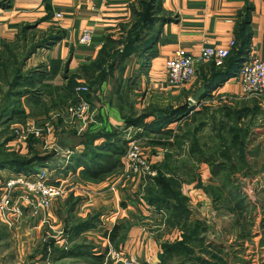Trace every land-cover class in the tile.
Instances as JSON below:
<instances>
[{
  "label": "crops",
  "instance_id": "crops-1",
  "mask_svg": "<svg viewBox=\"0 0 264 264\" xmlns=\"http://www.w3.org/2000/svg\"><path fill=\"white\" fill-rule=\"evenodd\" d=\"M6 2L7 6H0V88L4 86L6 89L7 85L2 83V78L10 79L14 72H18L22 79L29 76L36 79L34 87L20 88L24 90L20 102L26 113L25 120L36 121L50 134L53 132L58 134L60 131L64 135L63 143L65 142L60 152L54 155L53 161L56 160V164L49 161L47 166L37 167V170L47 168L48 181L62 186L64 190L70 186L64 184L69 176L78 183L72 185L66 194L65 190L64 195L52 202V204L59 202L65 206V213L61 216L63 229L60 234H47L42 238L43 242L53 238L55 247L48 246L40 258L44 264L71 262L76 264L73 260L76 257L54 261L59 253L56 249H71L73 245L62 244L64 240L71 242L97 229L104 222L100 216L101 222L96 223L95 227L88 228L79 235L69 236L65 231L66 219L85 218L83 215L85 213L87 215L103 213V208H109L108 206L112 207V215L109 218L110 226L105 228L107 238L114 225L124 223L130 226L120 248L117 250L112 246L108 253L114 251L119 254L125 251L128 242L141 251L142 238H145L147 231L143 227L145 224H142L145 220L144 215L153 212L152 216L156 217L157 209L146 206L142 199L131 200L129 192L124 194L125 198H119L120 191L110 189L115 181L114 173L101 181L90 182L80 177L82 167L76 168L75 171L63 172L62 168L69 156L82 149L71 134L75 132L80 136L90 131L116 130L120 142L126 140L127 143V134L131 129L135 128L136 131L143 129L145 132L144 128L133 125L124 128L125 118L136 116L143 111L138 109L136 101L144 88L154 93V99L151 100L153 102L158 99L167 102L169 97L184 90L188 91L187 96L191 98L203 79L211 74L212 65L223 66L225 63L224 60L219 64L214 61L201 64L197 67L196 77L192 83L180 88H169L165 83V62L178 48H185L193 54H198L205 46L226 47L230 48L231 54L234 55L249 35L242 63L250 57L263 59L264 0H155L153 23L144 27L141 24L136 28L134 27L138 19L136 13L143 7L140 0H6ZM56 13H60L61 16L57 17ZM84 29L92 31V40L89 44H81L78 41ZM129 33L137 37L131 45L133 50L127 56H121L120 52L127 43ZM231 40L235 41L232 47ZM102 48L110 55L114 54L112 62L110 57H106L104 70L92 66ZM109 62L111 65L108 66ZM237 73L216 85L209 96L215 95L227 106H238L248 110L256 108L257 111L253 115L261 112L258 119H261L260 125L263 127L255 128L254 132L255 144L263 145L264 96L261 98L242 96ZM100 77L102 78L98 81ZM83 83L89 86L86 96L94 112L87 129L76 132L63 108L73 101V88ZM71 84L74 85L72 89ZM64 88L69 90V95L65 94ZM188 103L194 105L193 101ZM253 115L248 114L242 118L246 117L248 120ZM152 119L153 116H149L147 121ZM13 143L14 140L10 139L7 148L12 149ZM32 144L37 152L43 154L38 150L40 148L38 141ZM27 150L26 155L29 148ZM67 151L69 153H66ZM159 155L157 152V157ZM160 158L162 155L158 160ZM53 171L66 179L58 178L55 181L53 179L54 182L51 181L50 173ZM119 171L120 169L116 172ZM3 172L9 175L15 171L1 169L0 178ZM247 174L252 176L256 171L249 167ZM137 182V179L133 181L134 184ZM219 187L223 189L222 185ZM22 208L26 207H21V211ZM27 208L29 209L28 206ZM83 209L85 213L82 214ZM139 214L142 215L138 216ZM159 218L161 217L155 219ZM107 242L109 243L108 239ZM158 246L155 251L156 260H159L158 255L162 251L160 244Z\"/></svg>",
  "mask_w": 264,
  "mask_h": 264
},
{
  "label": "rangeland",
  "instance_id": "rangeland-1",
  "mask_svg": "<svg viewBox=\"0 0 264 264\" xmlns=\"http://www.w3.org/2000/svg\"><path fill=\"white\" fill-rule=\"evenodd\" d=\"M2 83L5 84L3 80ZM6 89L4 86L0 88V104L3 102L2 94ZM87 92H85V96ZM187 93L188 91L184 90L182 93L169 97L167 102H162L161 99L153 102L151 100L154 99V93L144 88L142 95H138L136 102L141 111L145 109L156 111L157 109H166L169 106L176 107L185 102L191 103ZM140 96L141 98H139ZM193 104L192 111L188 116L180 117L179 120L170 124L168 128L171 129L172 133L160 137L168 142L165 146L152 143L157 137L155 133L149 132L147 134L143 129L140 131H136L135 128L131 129V132L127 134L129 138L127 141L134 139L139 143L146 164L140 168L138 174L130 176L131 174L124 173V165L121 160L120 171L114 172L115 181L110 187L112 190L118 189L120 191L119 198H125L126 192H129L131 200L142 199L146 206L152 208L155 206L146 202L148 195L151 198L170 202V204L182 203L187 209L190 219L185 220L181 217L176 221L171 217L169 218L165 208L158 211L155 208L156 217L161 218L155 219L156 217L152 216L153 212L144 215L145 220L142 224H145L143 227L147 231L145 238H142L141 251H138L135 246L129 245L128 242L125 251L119 254L111 251V254L108 251L113 245L109 240V243L107 242V230L105 228L111 224L109 218L112 215V207H104L103 213L98 212L99 214L95 216L94 220L96 223L101 222L99 219L101 216L104 224L101 223L97 229L87 232L82 237L71 240V242L64 240L62 243L67 246L74 245L75 242L76 244L85 243L92 246L87 257L73 259L76 264H162L160 260L155 259L156 248H159L158 244H161L162 241L171 243L179 241L184 234L189 236L192 229L196 234L202 235V240H191L188 242L191 252L182 248L181 254L167 259L164 264H198L197 257L199 255L216 261V264H264V243L261 242L264 238L262 235L264 234V144H255L256 133L254 132L255 128L263 127L260 125L261 119H258L261 117V112L248 120L246 117L240 119V123L249 128V132L243 137L244 139H238H242L244 142L245 152L241 159L236 147L233 146L235 135L233 131L228 129L233 124V117H228L225 113V108H223L225 104L221 103V99L216 98L215 95L206 96L199 103ZM235 109L241 108L236 106ZM3 122L4 120L0 122V143L3 141V137L8 135H12L11 139H13L11 129L16 124L7 125ZM32 122L37 128L42 129L44 137L35 139L29 136L27 141L20 146H15L13 143V151L26 155L27 148H29V154L32 143L38 141L40 146L38 150L43 154L54 151L55 155L56 152H60L65 144L62 140L64 135L60 131L58 134L57 132L50 134L36 121ZM221 122H223L222 127ZM71 125L78 132L75 124L71 123ZM134 132L137 133L134 134ZM222 141L231 147L228 153L230 161L226 162V168L223 169L220 166L215 167L218 161L223 160L221 148L224 143ZM194 144L201 147L206 156L213 157L216 154L215 158H217L212 162L213 167L210 166L209 162L204 161L202 153L201 155L199 152H193L195 151L192 149ZM12 149L7 148L6 143L4 147L0 148V155L6 154ZM157 152L160 154L159 157L162 155L159 160ZM166 153H169L168 157H165ZM209 160L211 161V158ZM53 162L55 163L56 160ZM249 167L256 171L255 175L249 176L247 174ZM170 171L172 174L169 173ZM57 173L56 171L50 173L51 181L58 178L66 179ZM158 173L164 176L175 174L180 184L173 178L169 181L173 194L176 195L175 200L173 197H168L167 193H163L164 191L160 188L161 185L157 184L155 177ZM7 174L3 172L2 178ZM135 179L138 182L134 184ZM175 180L177 181L176 184ZM64 184L65 186L70 185L67 190L72 185H78L77 180L73 179L72 176H69ZM221 185L223 186L222 190L219 187ZM235 189H239L240 194L244 196V203L241 201L244 205L242 208H237V199L233 198L232 193ZM15 197L14 209L7 212L0 211V264H29L32 260L37 264H44L40 258V255L43 254L44 240L42 238L47 234H60L63 229L61 216L65 213V206L59 202H54L49 208L39 210L38 215L32 217L20 191L15 194ZM21 207L26 208H22L21 211ZM81 212L82 214L85 213L84 209ZM83 215L88 217L93 216L94 213ZM140 215L142 214L138 216ZM260 235H262L261 239ZM215 247H218L219 251H216L215 249L218 248ZM214 250L219 258H212L210 255Z\"/></svg>",
  "mask_w": 264,
  "mask_h": 264
},
{
  "label": "trees",
  "instance_id": "trees-1",
  "mask_svg": "<svg viewBox=\"0 0 264 264\" xmlns=\"http://www.w3.org/2000/svg\"><path fill=\"white\" fill-rule=\"evenodd\" d=\"M140 1L143 7L138 13H136L138 19L134 24L135 28L137 26H141V24L143 27L146 24L150 25L154 21L152 15L153 3L155 0ZM7 3L8 2H6V0H0V6L2 7L7 6ZM247 22L248 18H246V23ZM131 34L133 33H129L127 35V43L124 45L122 51L120 52L121 56H127L133 50V47H131V45L137 37L131 36ZM248 36L243 41V44L238 49V51L234 53V55H232L230 51L229 55L225 59V63L223 64V66H215L214 64L212 65L211 74L209 75V77L204 78L202 82V84H205L206 88V91L202 95V98L209 96V94L216 85H219L224 80L237 73L242 61L244 60V56L247 50V45L249 42ZM113 55H110L106 49L103 50L102 48V52L99 53L98 58L94 63H92V66L104 70L105 67H103V64H105L106 57H110V60L112 62ZM109 65H111L110 62L108 63V66ZM4 74L6 75V73ZM102 77H100L98 81H100ZM2 80L7 85V89L2 94L3 102L0 104V122L5 119L3 123L7 125H10V123H21L25 120L26 113L20 102V97L24 94V90L20 88L24 86L34 87L36 79L33 76H29L27 78L22 79L18 72H14L10 79H8L7 77H3ZM73 87L74 85L71 84L70 89H72ZM64 90L66 92L65 94H70L67 88H64ZM192 108L193 107L189 103L185 102L176 107L169 106L166 109H157L156 111L145 109L136 116H129L125 118L124 128L133 125L144 128L146 133H148L150 130L157 136L155 140L152 141V143L156 145L165 146L168 144V142L162 140L160 137L163 135H170L172 131L170 128H168L169 125L172 122L179 120L180 117H183L185 115L188 116L189 113L192 111ZM223 108H225V113L228 115V117H233V124H231L228 129L233 131V134L235 135V143H233V146L236 147V150L239 154V158L242 159L245 152L244 142H242V139H238L243 138L249 132V128L247 126H244L243 123L239 125L238 122H240V119L243 116H246L248 114L253 115L257 110L256 108L254 110H248L245 108L235 109V107L227 105H225ZM149 116H153L152 121H147V118ZM221 123L222 127L223 122ZM117 132L118 131L116 130H97L86 132L80 136H78L75 132H72L71 137H74L77 145L81 146L82 149L80 151L74 152L69 156V159L67 163L63 166L62 171H75L76 168L82 167L79 172L80 177L90 182L101 181L112 173L118 171L121 167V157L125 152L126 140H123L124 142H120V136ZM11 138L12 135L3 137V141L0 143V148L4 147L5 144ZM223 143L224 145L221 148V156L223 160L218 161L217 165L215 164V167L220 166V168L222 169L226 168V162L230 161V155H228V153L231 150V147L226 145L225 142ZM70 147H72V145ZM192 149L195 150L193 152H199L200 154L202 153L204 161L209 162L210 166L213 167L212 162L217 158H215L216 154L213 155V157L206 156L205 151L196 144L192 146ZM168 156L169 153H166L165 157ZM53 158L54 151L45 154H40L32 146H30V153L27 155H21L16 151L9 150L6 154L3 153L2 155H0V170L9 169L15 172L31 173L34 172L37 167L47 166L49 161H53ZM210 158L211 161L209 160ZM169 173L172 174L171 171ZM173 176H164L163 174L158 173V175L155 177V180L158 185H161V187H158L162 188V191H164L163 193H167L168 197H173V200H175L176 195L173 194L172 187L171 185H169V181L171 180V178L177 180L175 174H173ZM176 180L175 184L178 181ZM232 195L233 198L237 199V208H242L244 206V196L240 194L239 189H235ZM241 201H243V203ZM146 202L154 205L157 210H162L163 208H165L168 211L169 218L171 217L173 220L177 221L181 217L185 220L190 219L189 213L182 203L174 202L175 204H170V202L164 200L162 201L160 199L151 198L149 197V195L146 196ZM96 215L97 214H94L93 216H88L86 218L66 219L65 231L69 233V236H75L79 235L88 228L95 227L96 222L94 220ZM169 218H167V220H169ZM129 227V224L124 223L114 225L111 231L107 234L108 240L112 243L115 249L118 250L120 248V245H122V243L124 242L126 232L128 231ZM191 240L201 241L202 235L196 234L194 229H192L191 234L189 236L188 234H184L183 238L179 241H175L173 243L168 241H162L160 244L162 251L158 255L160 263L164 264L167 259H171L173 256L181 254L180 252L182 251V248L191 252V248L188 246V242H190ZM261 242L264 243V239H262ZM48 246H51L52 248L55 247L53 238H49L43 243L42 251L44 253L46 252ZM179 247H181V249H179ZM91 248V245L85 243H75V245H73L72 248L68 250H65L64 248H57L56 250L59 251V253L58 256L53 260L57 261L66 257H87V255L90 254ZM215 250L219 251V248ZM215 250L210 255L212 256V258H219ZM184 254H187V252H184ZM44 257H46V255ZM197 261L198 264L217 263L216 261H213L209 258H205L201 255L197 257ZM31 264L35 263L32 262ZM68 264L74 263L71 262Z\"/></svg>",
  "mask_w": 264,
  "mask_h": 264
},
{
  "label": "built area",
  "instance_id": "built-area-1",
  "mask_svg": "<svg viewBox=\"0 0 264 264\" xmlns=\"http://www.w3.org/2000/svg\"><path fill=\"white\" fill-rule=\"evenodd\" d=\"M90 1V0H89ZM60 17V13L55 14ZM92 40V31L82 30L79 43L89 44ZM235 44L230 41V46ZM230 53V48L205 46L198 54L178 48L165 62L166 86L169 88H180L192 83L196 77L197 67L209 61L222 63ZM237 81L240 92L244 97L261 98L264 96V58L250 57L245 60L237 73ZM88 91L86 83L76 85L72 90L73 101L65 105L63 110L74 123L78 132L87 129L89 119L93 113L91 103L85 96ZM190 101L191 98H190ZM15 146L24 144L29 136L42 139V129L37 128L31 120L14 124L12 127ZM45 138H47L45 136ZM129 139V138H128ZM66 153H69L67 151ZM124 173L130 176L138 174L140 168L145 166V156L139 143L132 139L126 143V151L122 158ZM48 169L40 168L35 172H14L0 178V211H11L14 209L15 194L20 191L23 200L29 207L31 216H36L39 210H44L52 205V202L64 194V189L58 184L48 181ZM10 209V210H9Z\"/></svg>",
  "mask_w": 264,
  "mask_h": 264
},
{
  "label": "water",
  "instance_id": "water-1",
  "mask_svg": "<svg viewBox=\"0 0 264 264\" xmlns=\"http://www.w3.org/2000/svg\"><path fill=\"white\" fill-rule=\"evenodd\" d=\"M206 88L205 84H201L193 93L191 96V100L196 104L199 103L203 98L202 95L205 93Z\"/></svg>",
  "mask_w": 264,
  "mask_h": 264
}]
</instances>
